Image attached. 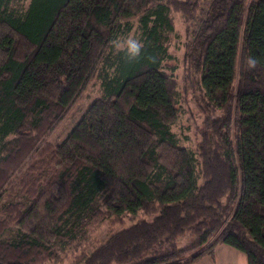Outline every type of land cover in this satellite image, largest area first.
<instances>
[{
	"label": "trees",
	"instance_id": "trees-1",
	"mask_svg": "<svg viewBox=\"0 0 264 264\" xmlns=\"http://www.w3.org/2000/svg\"><path fill=\"white\" fill-rule=\"evenodd\" d=\"M87 216L112 226L69 264H193L220 244L264 264V0H0V264H62Z\"/></svg>",
	"mask_w": 264,
	"mask_h": 264
},
{
	"label": "rangeland",
	"instance_id": "rangeland-1",
	"mask_svg": "<svg viewBox=\"0 0 264 264\" xmlns=\"http://www.w3.org/2000/svg\"><path fill=\"white\" fill-rule=\"evenodd\" d=\"M171 16L173 17V20L175 22V29L179 33V37L175 35H171L169 44H170V50L173 52V54L177 57V61H171V63L177 64L178 70L176 71L177 77L179 80H182L183 77V66H182V60H183V53H184V44H185V33H184V25L183 22L178 14L171 13ZM135 26L132 32H130L128 35L121 36L118 40L117 47L123 48L128 47L131 44L137 42L139 40L140 31L138 28V20L136 19L134 21ZM99 96V89H98V82L94 79L90 85L87 87L85 92L83 93L80 100L76 103L74 108L69 112L68 116L65 118V120L62 121L60 126L49 136V139L52 141H60L62 140L67 133L73 128L74 124L80 118L81 113L87 106V104ZM192 110L196 113V117L198 122L201 120V116L198 115L197 110L193 103H191ZM187 126V119L184 116L181 118L178 122V124L174 127L175 131L178 133H181L183 131V128ZM189 144V143H185ZM112 225L108 223L107 220H95L92 218V216L84 217L79 222V232H78V238L76 243L78 244V247L73 249H68L63 254V262L62 264H69L71 263L74 258L83 251L89 252L91 251L95 246L99 245L107 236L109 233V229ZM18 236L17 228L13 227L11 230L7 231L3 238L7 240L15 239ZM187 242V238H180L178 240V244L180 246L185 245ZM225 262V261H224Z\"/></svg>",
	"mask_w": 264,
	"mask_h": 264
},
{
	"label": "crops",
	"instance_id": "crops-1",
	"mask_svg": "<svg viewBox=\"0 0 264 264\" xmlns=\"http://www.w3.org/2000/svg\"><path fill=\"white\" fill-rule=\"evenodd\" d=\"M193 264H248V261L243 252L227 244H220L215 249L214 257L206 255Z\"/></svg>",
	"mask_w": 264,
	"mask_h": 264
}]
</instances>
